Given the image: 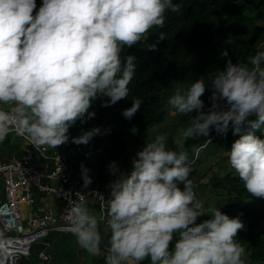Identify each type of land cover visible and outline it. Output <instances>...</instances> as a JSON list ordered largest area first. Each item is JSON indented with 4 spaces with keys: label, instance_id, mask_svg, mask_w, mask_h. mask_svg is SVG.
Instances as JSON below:
<instances>
[{
    "label": "trees",
    "instance_id": "1",
    "mask_svg": "<svg viewBox=\"0 0 264 264\" xmlns=\"http://www.w3.org/2000/svg\"><path fill=\"white\" fill-rule=\"evenodd\" d=\"M263 13L264 0H0V83L12 77L7 89L25 102L27 117L49 119L70 134L75 147L78 142L87 146L61 152L75 176L103 188L109 205H118L117 189L125 197L137 196L130 178L141 150L147 152L150 128L166 121L171 100L176 101V123L195 129L180 144L168 133L161 154L149 155L148 161L164 173L209 158L219 165L211 173L206 166L199 176L210 174L205 183L219 199L214 206L194 192L197 179L185 187L174 183L178 178L172 183V190L193 191L177 204L179 211L163 190L156 199L139 195L145 227L154 222L145 239L151 255L137 257L132 251L144 231L139 210L133 209L120 222L99 223L92 240L101 252L90 264H114L121 250L137 264L166 262L167 251L185 252L192 241L228 247V253L218 254L223 253L220 264H230L227 256L237 245L244 257L231 264H264V27L253 24ZM190 54L194 63L181 65ZM14 65L19 71L11 75ZM234 85L238 91L232 97ZM221 101L226 105L217 114L220 127L212 138L209 117ZM103 129L108 142H102ZM0 145L8 153L21 152L13 132ZM231 149L242 161L228 169L223 152ZM115 168L127 179L118 177L112 190L108 181ZM188 169L190 164L178 175ZM185 205L193 207L186 212ZM113 215L108 209L107 216ZM84 241L91 239L51 232L18 264H82ZM41 252L48 257H40ZM118 264L126 263L118 259Z\"/></svg>",
    "mask_w": 264,
    "mask_h": 264
},
{
    "label": "built area",
    "instance_id": "2",
    "mask_svg": "<svg viewBox=\"0 0 264 264\" xmlns=\"http://www.w3.org/2000/svg\"><path fill=\"white\" fill-rule=\"evenodd\" d=\"M221 107L222 104L211 113L213 137L218 134L217 113ZM25 110L22 100L16 108L4 110L0 106V141L6 133L13 132L21 142L20 153L0 159V261L3 264H18L21 257H28L34 243L43 241L51 232H75L92 240L98 235L99 223L120 222L133 209L139 210L140 228L145 227L143 198L127 196L118 205H109L103 188L82 182L61 152L62 148L68 153L76 152L80 145H73L70 134L59 137L58 129L55 132L59 136L51 133L50 127H55L41 125L39 116L30 119ZM187 166L188 163H182L167 173L151 165L146 167L156 193L154 199L162 190L172 193V183ZM108 209L114 211L113 217L107 216ZM40 257L48 256L41 252Z\"/></svg>",
    "mask_w": 264,
    "mask_h": 264
},
{
    "label": "rangeland",
    "instance_id": "3",
    "mask_svg": "<svg viewBox=\"0 0 264 264\" xmlns=\"http://www.w3.org/2000/svg\"><path fill=\"white\" fill-rule=\"evenodd\" d=\"M25 18H26L25 16L22 17V19H25ZM253 24L257 27H264V13H263V19L255 20V22ZM193 63H194L193 54H190L188 58H185L180 62V64L183 66H190ZM26 68L29 69V66H26ZM18 69H19V65H14L10 71V74L12 75L14 73H17L19 71ZM10 78H12V77H6V79H4L2 81V83H0V97H1L0 104L7 106L6 108L4 107V110L9 109V108H16L18 106V102L20 100L14 93L11 94L9 92V90L7 89L6 84H7L8 80H10ZM237 91H238V89L236 87L234 89L232 88L229 92V95H231L232 97L234 95V97H235L237 95L236 94ZM42 95H44V91L40 92V96H42ZM11 98H13V100H11V103H10V100H8V99H11ZM175 106H176V101L171 100L170 109H169L166 121L162 122L160 125L151 127L150 130L152 131V134L145 138V144L147 145V150H146L147 152H144L143 150H141L140 154L142 156L140 158V161L137 162L138 166H137V163L134 165L135 167L137 166L135 168L137 170H136L135 174L131 176V178L129 177L131 180V184L135 187L137 196L140 195V196L149 198V197H153L156 194L154 191V188L152 187V183L149 182L150 178H148L149 174H147L148 172L146 171V167H148L150 165L154 167V164H151L148 161L149 155L161 154L160 151L166 142L165 139H166L168 133H170L172 135L175 144H180V142L184 138V135L186 133H190V132L192 133L195 129L194 125L190 126L189 124H187L185 127L184 125L176 123ZM31 112H35V111L31 110ZM36 115H40V114L36 113ZM39 121H40L41 125L42 124H45V125L50 124L51 125V123H52L51 120H49V119L43 120V118H41V117L39 118ZM52 125H54V124H52ZM56 125L57 124H55V129L50 127L51 133L55 132V130L58 129V131L64 135L62 130H59V128ZM52 129H54V130H52ZM66 134H69V133H66ZM106 141L108 142L107 131H106V129H103L102 142H106ZM129 143L130 144L128 146L127 155H128V158L131 162L133 160V156H132L133 155V149H132L133 143H132V140L130 138H129ZM78 144L80 145L81 148H85V150H88L87 146H83L79 142H78ZM63 150H65V149H63ZM0 151L3 152V158L4 159L7 156L14 154V153H8L7 150L5 148H3L1 145H0ZM223 155L225 156V158L222 161V165H224L228 169H233V168L237 167V164L240 161H242L241 158H239L237 155H234L232 150H230L228 152H223ZM215 160L216 159H214V158H209L206 162H203L199 165L198 164L191 165L190 169H188V171H185L182 174L178 175V179L174 183L180 182L184 185L182 187H185L186 185H190L191 181L194 182L197 179V181H198L197 185H195V183H194V185H195L194 192H196V194H198L200 196V199L203 203H207L208 205L214 206L216 203L219 202L218 201L219 199L215 198V195L213 193L208 192V187H206L207 184L205 183L207 181V177L210 174L206 175V177H201V178H199V176H200V171L202 169H204L206 166L212 167V169H211L212 171H210L209 173L218 171L219 165L217 166L215 164ZM121 166L123 167L122 164H121ZM138 171H139V173H138ZM112 174L114 175V177L111 176L108 183H110L111 185H114L112 187V190H113V188H117L116 180L118 177H120L122 180L123 179L126 180L127 178H126L125 173H123L121 170H118L116 168L114 169V172ZM92 178L95 179V172L92 174ZM119 184H121V182H119ZM125 184H126V182H125ZM0 187H1V185H0ZM192 194H193V191H191V190L183 191L180 189H175L174 192L172 193V199H170L171 201H173L172 206L180 204V202L183 203V201L188 196H191ZM166 205H168V204L166 203ZM181 206H182V204H181ZM191 207H193V205H185L182 208H186V212H188L191 209ZM174 209L179 211V205L175 206ZM158 211H161L162 214L164 213L163 212L164 209H162V208ZM147 224L150 227H152L154 225V222L150 221ZM222 251L223 252L225 251L226 253H228L229 252L228 247L224 248L223 245H221V244L215 245L214 247H209V246H205V245H199L197 242L192 241L191 243L187 244L186 249H185V254L187 256H189V258L191 259L190 262L193 264H200V263L201 264H220L219 259L223 253L221 255H219V258H218V254L221 253ZM181 252L184 253L183 251H181ZM243 257H244V254L241 253L240 247L237 245L233 248L232 255L227 256V262L231 264L232 262L236 261L235 258H243Z\"/></svg>",
    "mask_w": 264,
    "mask_h": 264
},
{
    "label": "crops",
    "instance_id": "4",
    "mask_svg": "<svg viewBox=\"0 0 264 264\" xmlns=\"http://www.w3.org/2000/svg\"><path fill=\"white\" fill-rule=\"evenodd\" d=\"M50 122V121H49ZM50 125V124H48ZM52 125V123H51ZM50 125V126H51ZM53 127H55V125H52ZM57 130V129H56ZM59 132V131H58ZM57 136H59L56 132H54ZM60 133V136L62 135L61 132ZM9 156H7L5 159H2V160H6ZM140 197V196H139ZM125 198V195L117 189V191L115 190L114 192V196H113V199L114 201H123ZM170 199H172V194H170ZM117 202V203H118ZM162 211V210H161ZM160 211V212H161ZM164 212V211H163ZM162 213V212H161ZM161 226L163 227V229L166 227L164 221L161 222ZM150 228H149V225L145 227L144 231L142 232L141 234V237L140 239L137 241V243H135L133 246H132V251L135 253V255L137 257H140L142 256L143 254H147L148 255H151L150 254V251H151V248H150V244L148 241H146L145 239H148L150 236H151V233H150ZM167 235V232L165 231L164 233V236L166 237ZM79 252H80V260L82 259L83 260V263L82 264H90L92 262V258L93 256L99 254V252H101V249L98 247V245L96 244V241L95 240H91V241H84L80 244V248H79ZM121 254L118 253L116 256L113 257V263L114 264H118V259H122V257H120V255H125L127 256L125 253H123L124 251L121 250ZM181 251H178L176 254H171L170 252H166V257H167V260L166 262H162L160 260H157L155 264H193L190 262V258L189 256H187L184 253H180ZM179 256L183 257V260L179 261L178 258ZM124 262L126 264H130L126 259H123ZM135 264H137V261L136 260H133ZM99 264V263H97ZM201 264V263H200Z\"/></svg>",
    "mask_w": 264,
    "mask_h": 264
},
{
    "label": "clouds",
    "instance_id": "5",
    "mask_svg": "<svg viewBox=\"0 0 264 264\" xmlns=\"http://www.w3.org/2000/svg\"><path fill=\"white\" fill-rule=\"evenodd\" d=\"M236 87V85H234L233 86V89ZM220 104H222V107H221V109H220V111L218 112V113H220L224 108H225V101H221L220 103H218V104H216L213 108H212V111H211V113H213V110H214V108H216L217 106H219ZM211 113H210V117H209V120L211 119ZM217 113V114H218ZM218 116V115H217ZM219 118V117H218ZM220 120V119H219ZM211 122V121H210ZM220 127V126H219ZM215 130V129H214ZM214 134V133H213ZM218 135V134H217ZM212 138H215V137H212ZM202 147H204V145L202 146ZM232 150V149H231ZM232 152L236 155V153L234 152V150H232ZM188 164H190V166L191 165H193L192 164V162L191 163H188ZM174 192V190H172V193ZM172 193H170V194H172ZM145 225H146V223H145ZM144 229H145V227H144ZM121 254V253H120ZM122 256H125V255H120V257H122ZM125 257H129V256H125ZM131 258V257H130ZM124 259V257L122 258V260ZM132 259V261L130 262V260L129 259H126L130 264H135L134 263V259L133 258H131ZM178 260L179 261H181V260H183V257H181V256H179V258H178Z\"/></svg>",
    "mask_w": 264,
    "mask_h": 264
},
{
    "label": "bare ground",
    "instance_id": "6",
    "mask_svg": "<svg viewBox=\"0 0 264 264\" xmlns=\"http://www.w3.org/2000/svg\"><path fill=\"white\" fill-rule=\"evenodd\" d=\"M217 30H218V29H217ZM192 31H194V30H192ZM192 31H191V32H192ZM221 32H222V31H221ZM215 36H216V35H215ZM1 116H2V113L0 112V117H1ZM189 163H191V162H189ZM1 256L4 257V255H1ZM0 264H3V262L0 261Z\"/></svg>",
    "mask_w": 264,
    "mask_h": 264
},
{
    "label": "water",
    "instance_id": "7",
    "mask_svg": "<svg viewBox=\"0 0 264 264\" xmlns=\"http://www.w3.org/2000/svg\"><path fill=\"white\" fill-rule=\"evenodd\" d=\"M124 257V259H129L130 260V262L132 261V259L130 258V257H125V256H123Z\"/></svg>",
    "mask_w": 264,
    "mask_h": 264
}]
</instances>
